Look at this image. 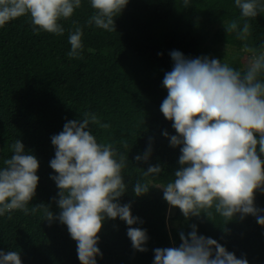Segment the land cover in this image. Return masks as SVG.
Wrapping results in <instances>:
<instances>
[{"label":"trees","instance_id":"16d2710c","mask_svg":"<svg viewBox=\"0 0 264 264\" xmlns=\"http://www.w3.org/2000/svg\"><path fill=\"white\" fill-rule=\"evenodd\" d=\"M92 12L89 0H82L70 19L58 21L65 28L62 36L34 34L26 16L0 28V167L12 155L10 145L20 139L39 161L38 186L29 208L46 203L58 212L52 199L58 189L50 179V174H55L49 166L54 157L50 137L61 132L67 120L82 119L85 111L95 113L102 123L111 125L107 130L89 125L97 141L113 142L128 154L122 175L130 183L121 203L133 201L132 214L144 221L133 227L147 229L149 236L148 251H134L125 223L119 218L106 221L98 233L103 258L97 257V264H153V249L178 246L179 232L190 231L191 223L197 224L198 234L216 239L238 258L244 253L249 264H264V227L255 217L229 222L225 227L230 231L225 234L218 215L213 221L195 217L185 221L178 208L169 212L160 188L153 187L142 197H134L132 192L137 179L166 185L179 167V146L170 147L162 135L165 130L176 134L172 122L160 112L167 96L162 80L173 67L169 53L179 50L189 58H214L218 46H225L236 54L222 62L238 70L244 68V42L223 27V23L239 18L234 0H190L187 9L181 0H129L114 18L116 31L112 32L87 26ZM73 21L83 29V59L66 55ZM250 23L248 43L259 47L264 44V14ZM149 138L152 154L148 164L159 163L164 171L145 178L142 172L148 164L133 158L144 152ZM121 140L127 141L128 149L121 147ZM255 203L264 208V194L257 193ZM40 215L26 216L17 210L11 220L7 215L0 217V249L20 250L22 264H80L76 242L66 226L58 221L49 226Z\"/></svg>","mask_w":264,"mask_h":264},{"label":"clouds","instance_id":"9594fccd","mask_svg":"<svg viewBox=\"0 0 264 264\" xmlns=\"http://www.w3.org/2000/svg\"><path fill=\"white\" fill-rule=\"evenodd\" d=\"M128 2L89 0L93 12L86 25L116 31L114 18ZM189 3L181 0L184 9ZM234 4L240 10L239 18L223 23V27L244 42L242 51L249 54L244 68L238 70L206 55L189 58L179 50L169 53L173 67L162 80L167 96L160 112L172 122L176 134L169 135L165 130L162 135L168 138L170 147L179 146V167L166 185L155 186L140 179L132 184L134 197L148 194L153 187L162 189L169 212L178 208L185 221L193 217L213 221L218 215L225 234L230 231L225 227L229 222L243 221L247 216L255 217L264 227V208L255 203L256 194H264V44L254 47L248 43L250 21L264 14V0H234ZM81 6L82 0H0V28L26 16L34 34L62 36L65 28L58 21L70 19ZM72 23L66 55L83 59V29L78 21ZM90 124L105 130L111 127L97 114L85 111L82 119L67 120L63 130L50 137L54 157L49 166L55 173L50 179L58 189L52 198L56 213L46 203L28 206L36 195L39 161L25 150L20 139L10 145L12 155L0 167V217L7 215L11 220L12 213L19 210L26 216L41 213L40 219L49 226L56 221L65 225L76 242L80 264H97V257L103 258L98 233L108 220L119 218L125 223L134 251H148L149 240L147 229L133 227L144 223L132 214L133 201L121 203L130 183L122 175L128 166V154L113 142H98ZM120 145L128 149L126 140ZM151 154L149 138L144 152L133 159L148 164ZM162 171L161 164H148L142 176H156ZM189 227L187 233L179 232L178 246L153 249V264H249L246 254L238 258L216 239L198 234L196 223ZM0 264H22L20 250L0 249Z\"/></svg>","mask_w":264,"mask_h":264},{"label":"rangeland","instance_id":"374dc122","mask_svg":"<svg viewBox=\"0 0 264 264\" xmlns=\"http://www.w3.org/2000/svg\"><path fill=\"white\" fill-rule=\"evenodd\" d=\"M219 53L214 56V58L220 59L222 61H228L230 57L236 54L235 50L229 49L225 46H218ZM244 57H247V53L244 55Z\"/></svg>","mask_w":264,"mask_h":264}]
</instances>
